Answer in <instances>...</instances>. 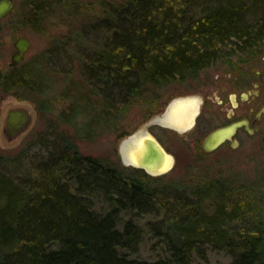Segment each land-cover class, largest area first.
Returning a JSON list of instances; mask_svg holds the SVG:
<instances>
[{
    "label": "trees",
    "instance_id": "trees-1",
    "mask_svg": "<svg viewBox=\"0 0 264 264\" xmlns=\"http://www.w3.org/2000/svg\"><path fill=\"white\" fill-rule=\"evenodd\" d=\"M119 1L59 45L76 48L80 68L58 113L71 132L42 131L15 153L0 152V264H207L210 251L227 264H264V191L258 199L223 181H166V173L83 154L75 142L115 132L145 94L264 41V0ZM41 5L27 24L42 21ZM37 62L0 72V90L41 116L51 105Z\"/></svg>",
    "mask_w": 264,
    "mask_h": 264
},
{
    "label": "rangeland",
    "instance_id": "rangeland-1",
    "mask_svg": "<svg viewBox=\"0 0 264 264\" xmlns=\"http://www.w3.org/2000/svg\"><path fill=\"white\" fill-rule=\"evenodd\" d=\"M118 2L120 1L15 0L12 12L0 21V71L5 70L11 60L15 37L25 35L29 40V46L22 63H28L33 59L38 61L37 63L42 62L38 64L43 74L42 80H44L41 98L47 99L51 107L40 116L31 101L18 99L0 90L1 153H15L25 141L32 136L39 137L37 133L42 131L45 135L52 134V131L56 130L71 132V127L65 121L58 119V113H66L64 109L68 100L63 96V92L68 89L70 95L72 94L70 87L76 80H80V74H78L80 68L78 61L72 57L76 55V48H71L72 45L68 44L65 47L68 49L66 52L59 51V45L63 49L72 37L71 33H77V30L85 24L99 19L104 3L116 4ZM40 3L45 5L44 14L41 13L42 21L36 23V26L27 24V18L29 14H32L33 6L36 4L40 6ZM45 51H50V53ZM44 52L48 55L45 62L39 60ZM257 70H264V41L243 49L233 48L232 52L220 57L195 79L176 82L162 90L145 94L133 103L119 119L115 132L102 130L99 134L93 135L91 140L75 139V142L81 153L122 166L119 148L125 134L126 136L132 134L150 118L162 113L171 99L177 96L197 94L203 99L206 95H210L213 100L218 96L220 89L226 87L231 92L236 81L243 79L245 81L248 73L254 74ZM67 73L69 76H66ZM30 97L34 98L35 95H30ZM15 107L28 108L34 114V118L25 134L9 139L5 128V116L9 109ZM212 119L203 110L197 118L196 127L183 133L170 131L158 124L150 126L149 131L160 139L166 147L165 151L176 156V164L165 174L166 181L174 178L193 182L216 180L229 185L234 189L233 192L238 191L237 189H244L257 191V195L264 191V149H236L230 155H225L223 149L209 154L194 152L196 149H191V140L194 137L200 138L207 126L214 124ZM45 140L46 137L43 142ZM142 144L143 139L141 138L134 145L136 150L133 151L136 154ZM256 197L259 199L260 196ZM260 204L264 207V196L263 199L260 198ZM260 219L264 225V212ZM228 262L230 258L223 252H209L207 264H227Z\"/></svg>",
    "mask_w": 264,
    "mask_h": 264
},
{
    "label": "flooded vegetation",
    "instance_id": "flooded-vegetation-1",
    "mask_svg": "<svg viewBox=\"0 0 264 264\" xmlns=\"http://www.w3.org/2000/svg\"><path fill=\"white\" fill-rule=\"evenodd\" d=\"M14 2L15 0H12V7L10 11L6 15L1 17L0 21L5 19L12 12ZM20 37L26 36L17 35V37H15L11 55L16 51V47L14 44ZM25 52L23 54V59L25 57ZM22 61L16 65H10L8 63L7 68L18 66L22 63ZM248 74V78L245 79V81H243V79L242 81H236L237 83L233 84V90H231V92L228 88L225 87L223 89H220L219 91L217 90L219 94L213 100L210 95H206L204 99L202 98L200 110L198 115L195 117L194 123L184 132L192 130L196 127L197 118L203 110L209 114L211 119L213 118L212 122L214 124L211 123L212 125L207 126V129L200 138L194 137L191 140V149H196L194 152L199 151L203 154H209L213 151L223 149V153L225 155H230L236 149H264V70H257L254 74ZM231 123H238L231 134L226 136L216 147L212 148L213 150H203V141L209 133L217 128L227 126ZM150 126L148 127V131ZM159 126L173 132H180L178 130L162 125ZM151 134L160 143L162 148L166 149L160 139L153 133ZM127 136L125 134L124 139ZM124 146L126 147V145L123 143L122 145H120L119 149H125ZM172 157L173 161L170 169L176 164V156L172 155ZM120 158L122 166L134 167L131 164L125 163L121 151ZM142 170L145 171L144 169Z\"/></svg>",
    "mask_w": 264,
    "mask_h": 264
},
{
    "label": "water",
    "instance_id": "water-1",
    "mask_svg": "<svg viewBox=\"0 0 264 264\" xmlns=\"http://www.w3.org/2000/svg\"><path fill=\"white\" fill-rule=\"evenodd\" d=\"M11 7L12 0H0V18L9 12ZM14 45L16 47V51L10 57V65H16L23 60V54L28 49L29 40L26 37H20L16 40ZM189 100H194L195 107L193 113H191V116L187 118L188 120L185 123L177 127L162 121L161 118L167 112H170L177 103ZM201 102L202 98L197 94L177 96L171 99L162 113L150 118L149 121L140 129H137L122 140L121 145L125 141L140 138L143 139V144L138 153L135 155L133 161L130 159L128 160L127 156L123 152V149H120L125 163L131 164L136 168H142L150 175H161L168 172L171 167L173 157L162 148L160 143L148 131V127L152 124H158L184 132L194 123L195 117L199 113ZM33 118L34 114L26 107H15L9 109L5 116V128L9 139H15L20 135L25 134L29 130L30 125H32ZM237 124L238 123H231L227 126L217 128L209 133L203 141V150H213L212 148L216 147L226 136L233 132Z\"/></svg>",
    "mask_w": 264,
    "mask_h": 264
},
{
    "label": "bare ground",
    "instance_id": "bare-ground-1",
    "mask_svg": "<svg viewBox=\"0 0 264 264\" xmlns=\"http://www.w3.org/2000/svg\"><path fill=\"white\" fill-rule=\"evenodd\" d=\"M59 5V4H58ZM236 69V68H235ZM195 107L194 100L183 101L177 103L170 112H167L161 119L165 123H169L174 126H180L185 123L193 113ZM141 139V138H140ZM140 139H134L131 141H125V149H123L124 154L127 156V159L134 160L136 153L133 150L135 144L140 141ZM139 151V150H138Z\"/></svg>",
    "mask_w": 264,
    "mask_h": 264
}]
</instances>
